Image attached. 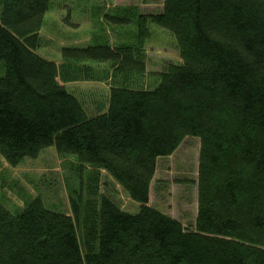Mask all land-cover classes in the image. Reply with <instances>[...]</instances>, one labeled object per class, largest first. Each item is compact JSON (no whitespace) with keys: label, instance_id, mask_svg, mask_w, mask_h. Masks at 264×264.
I'll return each instance as SVG.
<instances>
[{"label":"trees","instance_id":"16d2710c","mask_svg":"<svg viewBox=\"0 0 264 264\" xmlns=\"http://www.w3.org/2000/svg\"><path fill=\"white\" fill-rule=\"evenodd\" d=\"M50 7L0 0V159L13 169L53 148L90 170L89 192L70 216L39 198L11 214L0 173V264H264V0H163L155 16L119 9L123 19L106 20L133 24L128 42L63 48L60 65L36 53ZM148 24L174 37L181 59L153 89L137 87ZM58 79L110 80L105 112L89 117ZM187 137L200 143L191 230L148 205L156 161ZM100 172L137 213L98 197Z\"/></svg>","mask_w":264,"mask_h":264},{"label":"rangeland","instance_id":"374dc122","mask_svg":"<svg viewBox=\"0 0 264 264\" xmlns=\"http://www.w3.org/2000/svg\"><path fill=\"white\" fill-rule=\"evenodd\" d=\"M119 9L131 10L138 16H155L162 13L163 0H51L38 35L36 53L60 65L63 48H86L99 36L106 37L111 46L128 42L136 30L134 25L115 27L106 20V17L123 19ZM147 28L150 36L144 51L148 75L137 87L153 89L159 83V78L154 75L165 71L168 65H180L181 59L176 41L168 31L154 24H148ZM98 70L106 71L103 65H99ZM3 74L4 67L0 63V76ZM58 82L80 101L89 117L105 112L110 80L63 83L58 79ZM199 148L197 138L187 137L171 156L158 159L149 193V206L189 230L196 218ZM75 166L74 157H59L53 148L43 150L36 159H26L13 169L0 159V173L5 183L3 205L11 214H16L27 201L39 198L45 208L72 215L71 201L79 203L81 199L84 202L89 192L86 178L90 170L80 174ZM97 190L98 197L112 198L124 212H138L139 205L132 202L105 172L99 173ZM80 209L82 217L84 208L81 204Z\"/></svg>","mask_w":264,"mask_h":264}]
</instances>
